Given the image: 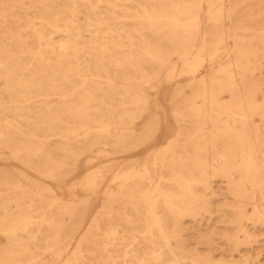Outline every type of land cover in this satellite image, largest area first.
I'll return each instance as SVG.
<instances>
[{
    "label": "bare ground",
    "instance_id": "bare-ground-1",
    "mask_svg": "<svg viewBox=\"0 0 264 264\" xmlns=\"http://www.w3.org/2000/svg\"><path fill=\"white\" fill-rule=\"evenodd\" d=\"M263 228L264 0H0V264H264Z\"/></svg>",
    "mask_w": 264,
    "mask_h": 264
},
{
    "label": "rangeland",
    "instance_id": "rangeland-1",
    "mask_svg": "<svg viewBox=\"0 0 264 264\" xmlns=\"http://www.w3.org/2000/svg\"><path fill=\"white\" fill-rule=\"evenodd\" d=\"M164 90H165V87L161 88L160 94H159V97L161 98L162 101H164V99L167 98V97H164V95H163ZM169 124H170V126H169ZM166 127H170V128H174L175 127V123H174L173 119H171L170 116L168 117V122L167 123H163L162 126H161V129H160V131L158 133V136H159L160 139L164 138L163 135H164V130H165ZM143 151H144V149H141V151L139 153H141ZM215 182L216 181H214V182L212 181V184H215ZM218 184L220 186H223V184L221 182H219ZM215 189L217 190V194L213 195L212 198H213V200H215L217 202L214 205L218 204L217 206H221V205L232 203L231 202L232 200L230 198H227V200H225V201L223 200L224 196L221 194L220 188H215ZM225 191H226V189L222 190V193L225 192ZM98 204H99V202L95 203V205H98ZM213 214L216 215V212H214ZM260 235L262 236V240H263L264 239V228L261 230ZM263 243H264V240H263L262 244Z\"/></svg>",
    "mask_w": 264,
    "mask_h": 264
}]
</instances>
